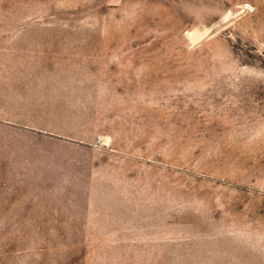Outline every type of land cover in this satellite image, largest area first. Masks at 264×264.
I'll list each match as a JSON object with an SVG mask.
<instances>
[{"label":"rangeland","instance_id":"1","mask_svg":"<svg viewBox=\"0 0 264 264\" xmlns=\"http://www.w3.org/2000/svg\"><path fill=\"white\" fill-rule=\"evenodd\" d=\"M0 264H264V0H0Z\"/></svg>","mask_w":264,"mask_h":264}]
</instances>
